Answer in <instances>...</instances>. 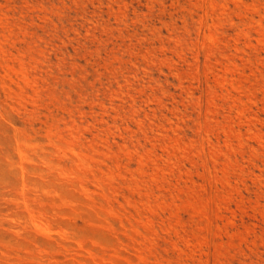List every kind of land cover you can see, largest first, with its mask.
<instances>
[{
	"label": "rangeland",
	"instance_id": "374dc122",
	"mask_svg": "<svg viewBox=\"0 0 264 264\" xmlns=\"http://www.w3.org/2000/svg\"><path fill=\"white\" fill-rule=\"evenodd\" d=\"M0 264H264V0H0Z\"/></svg>",
	"mask_w": 264,
	"mask_h": 264
}]
</instances>
